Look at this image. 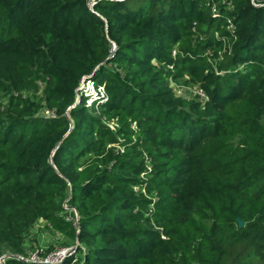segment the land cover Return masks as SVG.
<instances>
[{
  "label": "trees",
  "instance_id": "obj_1",
  "mask_svg": "<svg viewBox=\"0 0 264 264\" xmlns=\"http://www.w3.org/2000/svg\"><path fill=\"white\" fill-rule=\"evenodd\" d=\"M88 1L0 0V264H264V0Z\"/></svg>",
  "mask_w": 264,
  "mask_h": 264
},
{
  "label": "rangeland",
  "instance_id": "obj_2",
  "mask_svg": "<svg viewBox=\"0 0 264 264\" xmlns=\"http://www.w3.org/2000/svg\"><path fill=\"white\" fill-rule=\"evenodd\" d=\"M176 92L184 97H192L196 94L198 85H183L173 83ZM84 94L87 97L93 95V98L103 94V90L100 91L95 87L92 81L84 80L79 87V97ZM92 98L87 101V105L90 106ZM44 110V108H42ZM43 113V111H42ZM68 208V206L66 205ZM76 240L68 237L66 234L57 231L46 220H38L31 230V235L27 239L28 257L33 255H39L40 257H46L54 251H58L65 247H70ZM4 260V259H3Z\"/></svg>",
  "mask_w": 264,
  "mask_h": 264
},
{
  "label": "built area",
  "instance_id": "obj_3",
  "mask_svg": "<svg viewBox=\"0 0 264 264\" xmlns=\"http://www.w3.org/2000/svg\"><path fill=\"white\" fill-rule=\"evenodd\" d=\"M95 1L96 0H89L88 1L89 6L91 8H93V4L95 3ZM212 9H213V12L217 11L216 6H213ZM198 89L199 90H197L196 95H199L202 100H206L208 98L206 93L202 89H200L199 87H198ZM43 114L51 115V114H54V112L48 108H44ZM111 126L114 127L115 125L111 124ZM74 249H75V247L72 245L70 247H65V248L60 249L58 251H54L46 257H40L39 255H33V256L28 257V254L27 255H17L16 257L20 258L24 261H28V262L42 263V262L46 261V262H49L50 264H61L65 257H67L68 255L73 253ZM2 261H4V260L2 259Z\"/></svg>",
  "mask_w": 264,
  "mask_h": 264
},
{
  "label": "water",
  "instance_id": "obj_4",
  "mask_svg": "<svg viewBox=\"0 0 264 264\" xmlns=\"http://www.w3.org/2000/svg\"><path fill=\"white\" fill-rule=\"evenodd\" d=\"M86 80H87V78H86ZM71 121H72V123H73V119H72V118H71ZM70 207H71V206H68V208H70ZM243 223H244V222L239 218V224H240V225H243ZM65 259H66V257L63 259V261H64ZM63 261H62V262H63ZM41 264H50V263L45 261V262H42Z\"/></svg>",
  "mask_w": 264,
  "mask_h": 264
}]
</instances>
